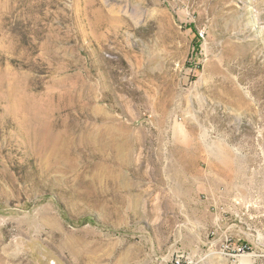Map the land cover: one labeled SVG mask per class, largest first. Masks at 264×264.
Returning <instances> with one entry per match:
<instances>
[{
	"label": "rangeland",
	"instance_id": "1",
	"mask_svg": "<svg viewBox=\"0 0 264 264\" xmlns=\"http://www.w3.org/2000/svg\"><path fill=\"white\" fill-rule=\"evenodd\" d=\"M0 264H264V0H0Z\"/></svg>",
	"mask_w": 264,
	"mask_h": 264
}]
</instances>
